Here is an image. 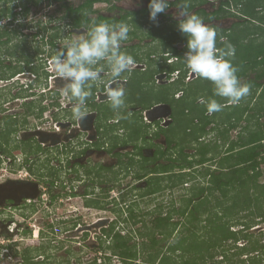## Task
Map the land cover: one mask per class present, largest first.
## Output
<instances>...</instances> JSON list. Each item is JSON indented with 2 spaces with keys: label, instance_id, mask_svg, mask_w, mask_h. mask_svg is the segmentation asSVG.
<instances>
[{
  "label": "flooded vegetation",
  "instance_id": "obj_1",
  "mask_svg": "<svg viewBox=\"0 0 264 264\" xmlns=\"http://www.w3.org/2000/svg\"><path fill=\"white\" fill-rule=\"evenodd\" d=\"M180 3L216 30L218 48L234 46L230 59L241 83L250 85L243 99L256 101L264 74L250 73L255 52L245 44L262 38L264 53V0H169L155 22L149 18V0L8 2L10 23L0 28H7L11 37L9 55L0 57V264H97L92 253L103 254L104 264H158L159 258L149 262L146 255L160 245L168 251L171 220H176L171 218V174L176 169L171 165L179 148H188L174 133L179 116L186 117L183 132L193 134L190 142H203L211 137L207 130L217 116L238 105L215 96L212 82L188 69L187 36L178 28L184 18L177 15ZM100 22L130 28L121 51L134 63L118 78L125 106L111 108L105 96L111 76L101 62L96 66L102 69L100 80L86 100L88 114L75 119L73 101L63 94L66 82L54 72L52 57L65 40L86 35ZM252 24L258 31L239 40L237 30ZM201 97L225 106L209 114ZM196 167L186 168L196 177L183 184L185 191L200 182ZM44 195L46 206L57 201V210L35 217L45 228L33 232L32 240V205H40ZM93 211L106 214L87 219ZM156 217L163 227L155 225ZM166 229L168 235L159 233ZM116 235L127 239L137 258L120 257L117 251L126 248L122 245L113 253ZM165 235L168 241L151 244L150 237Z\"/></svg>",
  "mask_w": 264,
  "mask_h": 264
},
{
  "label": "trees",
  "instance_id": "obj_2",
  "mask_svg": "<svg viewBox=\"0 0 264 264\" xmlns=\"http://www.w3.org/2000/svg\"><path fill=\"white\" fill-rule=\"evenodd\" d=\"M9 1L0 0V17L12 14ZM0 36L5 37L0 44L7 43L11 38L7 28L2 29ZM262 116L259 114L256 117V127L250 130L249 142L220 160L223 170L208 168L204 172V175H208L207 184H191L186 194L180 197L184 200L181 204L175 205L171 201V218L174 215L177 217L171 220L168 251L160 245L156 253L146 255V261L154 262L159 258L158 264H199L208 260L213 264H245L246 261L247 264H264V230L259 231L255 227L264 225V182L260 180L264 163ZM199 152V158L191 159L182 147L179 148L176 163L171 165L176 168L171 174V188L182 186L196 177L186 168L212 159V156H206L205 146ZM157 220L155 225L163 227L162 218L156 217ZM232 226L238 228L233 229ZM159 233L168 235L170 230H159ZM166 235L162 238L150 237L151 244L168 241ZM116 239L112 246L113 253H116V247L122 245L126 248L117 251L120 257L137 258L127 239L121 235H116ZM217 254L221 255L218 260Z\"/></svg>",
  "mask_w": 264,
  "mask_h": 264
},
{
  "label": "clouds",
  "instance_id": "obj_3",
  "mask_svg": "<svg viewBox=\"0 0 264 264\" xmlns=\"http://www.w3.org/2000/svg\"><path fill=\"white\" fill-rule=\"evenodd\" d=\"M168 8L169 0H149V18L157 21L158 15ZM177 15L184 17L178 28L187 36L188 50L184 59L188 69L199 78L212 82L215 96L226 98L230 104H239L249 94L250 85L241 83L238 70L230 59L235 55L234 46L225 43L224 48H218L216 30L204 23L201 16L190 12L187 3L178 5ZM129 31L126 23H94L86 35L65 40L52 57L54 72L66 82L63 94L73 101L75 119H83L88 114L86 100L91 95L93 83L100 80L102 69L96 66L101 62L106 63L111 76L105 92L111 108L119 110L125 106V88L118 78L131 71L134 63L129 54L121 51V44L128 40ZM199 102L206 105L209 114L219 112L225 106L216 99L201 97Z\"/></svg>",
  "mask_w": 264,
  "mask_h": 264
},
{
  "label": "crops",
  "instance_id": "obj_4",
  "mask_svg": "<svg viewBox=\"0 0 264 264\" xmlns=\"http://www.w3.org/2000/svg\"><path fill=\"white\" fill-rule=\"evenodd\" d=\"M237 31L238 32L236 35L238 36L239 40L244 39L245 41V39L249 40L248 33L249 35L252 33L255 34L258 29H256L255 24H252L248 27H240ZM254 38H257L254 42V46H256V61L253 60V67L250 66V73L255 74L256 76H260L264 74V58L262 60L261 58H259V56H261V54L263 53L261 47H259L261 46L260 43L262 41V38ZM257 85L260 87V83ZM258 91L259 89L258 87H256L255 93L256 95H258L256 101H248L246 103V101L242 99L240 104L225 109L222 116H217V118L215 119V123L207 130L208 135L211 136L208 140L195 143L190 142L193 134H185V138L184 140H182V143L184 145V148L185 144H187L188 148L183 151L189 158H199L201 156L199 149L203 146H205V148L207 149V152H205L206 156H212V159L205 160L202 163H194V165H198L195 171L198 175L200 181L199 183L201 185L207 184L206 181L208 180V175H204V172L208 170V168L210 170H223V168L220 167V160L223 158V156L237 152V150L242 148V144H247L249 142L250 130L256 127L255 121L256 117L259 114H263V116L260 117V120L264 121V88L261 93H259ZM242 101H244L245 103ZM194 129H196L195 132L199 131L198 127H194Z\"/></svg>",
  "mask_w": 264,
  "mask_h": 264
},
{
  "label": "rangeland",
  "instance_id": "obj_5",
  "mask_svg": "<svg viewBox=\"0 0 264 264\" xmlns=\"http://www.w3.org/2000/svg\"><path fill=\"white\" fill-rule=\"evenodd\" d=\"M50 10V9H49ZM33 11V10H32ZM39 15V17H42V15L41 14H38ZM57 15V14H56ZM8 17L9 16H4V17H0V23H1V25H0V28H3L2 26H9V25H7V23H10L9 22V20H8ZM39 17H36V18H39ZM35 20V19H34ZM4 38H1V40H3ZM255 40L256 39H250V41L247 43V44H245L246 45V48H248V51L249 50H251V51H256V46H254V42H255ZM245 45H243V46H241L240 48V50H239V53H238V55L240 56V57H242V55H245ZM11 50V47H10V44H8V43H5V44H1V49H0V57H3V58H6L8 55H9V51ZM253 60H255L256 61V58L255 57H253ZM253 64H254V61L252 62ZM181 112V110L179 109V110H177V113L179 114ZM180 117V122L178 121L177 123H176V127L174 128L175 129V131H174V133H175V135H176V138H179V139H181V140H184V138H185V134H184V124H185V122H186V117H184V116H179ZM176 150H177V147H176ZM179 155V154H178ZM262 171H263V176L261 177V181L262 182H264V164H262ZM21 172H25L24 170H22ZM197 179H199V178H197ZM194 180H192V181H190V183L191 182H193ZM185 185H183V186H178V187H175V188H171V201H174L175 202V205H177V204H181L180 203V200H179V198L183 195V194H186L185 192ZM45 197H43V199H42V203L40 204V205H38V203H37V205H35V203L33 202V205H32V215H33V217L31 218V222L33 223L32 225V232H31V234H32V240L35 238L34 236H33V232H35V233H37V231L38 230H41L42 229V227H44L43 226V224H40V223H38L36 220H34L35 219V217H37V216H42V217H44V216H49L50 215V211L51 212H54V211H56L57 209H55V207H56V205H57V202H55L54 203V205L53 206H46L47 205V202H46V200H44L45 198H47V196L46 195H44ZM55 198H57V197H55ZM78 199L80 200L81 199V196L80 197H78ZM79 204H80V201H79ZM75 206H77L76 204H74ZM61 207V206H60ZM71 207H73V206H71ZM60 210H61V208H59ZM58 209V210H59ZM82 209V208H81ZM83 210V209H82ZM99 214H106V213H104V212H101V213H95L94 211H93V214L92 215H90L87 219H90V218H94V217H97ZM175 217H177V215H175ZM17 218H21V217H17ZM256 228H259V231L261 230V229H263L264 230V225L263 224H259L258 226L256 225L255 226ZM45 228V227H44ZM190 253V252H189ZM188 254V253H187ZM94 256H95V261H96V263L97 264H104V262H103V254L102 255H99L98 253H95V254H93L92 253V255H91V260H93V258H94ZM97 257H99L100 259L99 260H97L96 258ZM216 258H217V260L218 259H220L221 258V255H219V254H217V256H216ZM242 258H244V257H242ZM246 258V257H245ZM113 261H115V258L113 259ZM115 263H117V261H115ZM248 263V261H246V263L245 264H247ZM128 264H130V263H128ZM199 264H213L211 261H206V262H202V263H199ZM237 264H242V263H240V262H237Z\"/></svg>",
  "mask_w": 264,
  "mask_h": 264
},
{
  "label": "built area",
  "instance_id": "obj_6",
  "mask_svg": "<svg viewBox=\"0 0 264 264\" xmlns=\"http://www.w3.org/2000/svg\"><path fill=\"white\" fill-rule=\"evenodd\" d=\"M55 202H57V201H55Z\"/></svg>",
  "mask_w": 264,
  "mask_h": 264
}]
</instances>
